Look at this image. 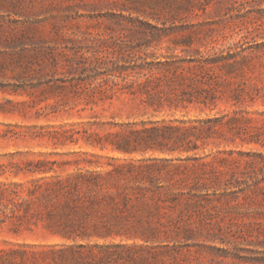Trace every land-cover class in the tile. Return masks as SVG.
<instances>
[{
  "label": "rangeland",
  "instance_id": "obj_1",
  "mask_svg": "<svg viewBox=\"0 0 264 264\" xmlns=\"http://www.w3.org/2000/svg\"><path fill=\"white\" fill-rule=\"evenodd\" d=\"M182 122L199 136L114 144ZM130 160L155 170L87 218L77 242L115 245L87 264H264V0H0V183ZM16 222L0 247L74 242Z\"/></svg>",
  "mask_w": 264,
  "mask_h": 264
},
{
  "label": "trees",
  "instance_id": "obj_2",
  "mask_svg": "<svg viewBox=\"0 0 264 264\" xmlns=\"http://www.w3.org/2000/svg\"><path fill=\"white\" fill-rule=\"evenodd\" d=\"M197 130V125L182 122L134 128L128 132L116 131L115 133L123 137L124 144L122 146L120 143L114 144L127 151L134 150L141 140L165 145L171 143L172 146V143L179 141H190L192 136L198 137ZM201 165H212V161L203 162ZM52 169L41 165L24 169L16 165L15 172L23 170L47 173ZM153 170L155 165L152 163L130 160L118 162L105 174L76 172L65 177L51 175L32 178L27 182L0 183V228L10 218L16 219V230L25 223L32 222L38 225L41 222L47 229L59 232L67 240L74 241L61 244L18 243L0 247V264H87V258L90 256L109 259L113 254L114 244L90 245L87 242H77L78 239H87L93 234L89 230L87 218L99 206H106L110 212L118 209V205L127 206L131 197L125 188L133 186L127 182L122 186L123 184L117 181L122 178L149 179ZM136 189L142 190L143 187L139 185ZM93 191L101 193L98 195ZM101 223L105 228L101 234L104 236L112 234L108 223L104 220ZM97 225L95 223L94 228L98 227Z\"/></svg>",
  "mask_w": 264,
  "mask_h": 264
}]
</instances>
